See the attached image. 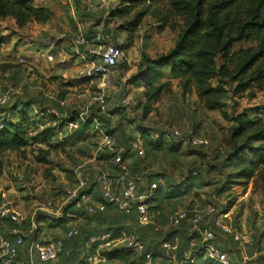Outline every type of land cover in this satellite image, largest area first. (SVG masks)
<instances>
[{"label": "rangeland", "instance_id": "1", "mask_svg": "<svg viewBox=\"0 0 264 264\" xmlns=\"http://www.w3.org/2000/svg\"><path fill=\"white\" fill-rule=\"evenodd\" d=\"M122 4L123 0H35V5H46L47 9L49 7L50 21L47 24L30 23L18 29L9 18L0 21L3 34L7 36V42L0 49V98L8 92V107L32 100L50 111H56V104L63 101V118H69L88 105H91L89 113L94 112L101 117H106L110 112L115 113L109 120V127L105 126L104 129L111 130L116 145L126 150L131 142L129 138L139 135V126H142L140 130L156 132L166 141L161 151H153L145 146L144 158H137L129 152L126 159L129 169H134L135 178L141 182L145 172L152 174L150 181L156 177L153 175L163 180L162 191L157 193V200L154 201L160 206L150 211L152 225L137 228L134 232L141 234L153 247L173 231L179 234L184 232L182 230L189 232L188 222H184L183 227H170L169 218L176 210L186 209L192 215L194 212H202L207 205L215 202L224 208L225 211H221L222 220L231 234L237 233L250 244L244 241L235 243L230 234L219 233L207 218L202 221L201 227L211 228L220 243L227 248L230 246L232 253L238 252L239 258L241 252L235 248L241 246L249 258L253 251L264 246V179L255 173L245 186L229 184V188L220 195L216 188L222 182L223 186L228 185V174L233 169V163L230 164L227 159L233 151L230 135L232 128L238 124L237 118L264 121V92L253 88L235 95L232 93L234 85L222 79L224 93L217 101L218 107L207 109L198 101L194 91L183 95L177 81L172 80L169 93L158 100L149 114L144 116L143 110L136 108L123 119L116 111L121 98L128 96L137 101L140 98V90L133 84V80L143 68L142 57L154 58L169 52L177 41L181 27L178 25L175 30L165 29L159 33L158 23L149 16L145 17L135 33L133 46L123 51L124 58L113 73L106 78L82 81L83 66L71 62L73 55L70 40L76 32L73 26L88 29V23L91 22L98 25V31L109 30L114 41L124 45L127 34L117 28L125 19L110 17V13ZM50 42L53 44L50 45ZM60 44L65 48L64 55L58 49ZM250 46L248 43H238L233 50ZM49 52L55 55L52 62L46 60ZM63 59L69 62L59 65L58 62ZM219 80H212V85H216ZM102 95L105 98L103 109L96 101ZM101 124L104 126V123ZM48 127H53L52 123L38 130ZM172 130H177L185 139H206L209 146L196 149L187 145L179 147L178 142L181 140L173 138ZM33 136V132L28 134V143L23 151L0 154V197L12 204L19 213L24 235H28L30 220L33 218L38 226L36 237L40 243H50L61 237L65 230L50 227L51 219L40 209L47 202H52L55 207L64 204L66 191L73 184L72 170L77 164L85 162L87 168L99 167L109 173L104 165L107 163L111 167L112 163L111 159L89 162L97 142V136L92 130L83 133L81 137L63 130L57 140L50 144L43 143L42 139H34ZM161 138L158 142L162 145L164 141ZM170 143L178 145L177 149H171ZM197 173L196 178L190 177ZM144 182L146 186L147 181ZM170 186L187 190L186 195L164 201L163 193ZM38 214L47 217L38 220ZM108 215L110 218L119 215V218L114 220V224L95 218L93 222L97 224L92 234L106 227H117L122 223L121 220L126 219L115 211H110ZM154 228L158 231H154ZM9 229L3 225L2 231L8 233ZM82 241L67 242V249H75L78 254L83 249ZM121 248L118 247L117 251ZM233 257L234 262H238L237 256ZM136 261L135 256L124 251L109 264H134ZM58 264H65L63 257Z\"/></svg>", "mask_w": 264, "mask_h": 264}, {"label": "trees", "instance_id": "2", "mask_svg": "<svg viewBox=\"0 0 264 264\" xmlns=\"http://www.w3.org/2000/svg\"><path fill=\"white\" fill-rule=\"evenodd\" d=\"M147 16L158 23L157 31L159 33L165 29L175 30L178 25H180L181 29L174 47L169 52L154 58L142 57L143 68L133 80V84L137 88H141L140 98L138 101L134 99L136 103L132 107V111L136 108H141L144 116L149 114L158 100L164 94L169 93L172 80L177 81V86L183 95L194 91L198 101L207 109L218 107L217 101L224 93L222 79H227L234 85L232 93L235 95L243 94L253 88L264 92V0H123L121 7L110 13V17L125 19L123 24L117 28L118 31L127 34L124 45L118 44L122 51H127L133 46L135 33ZM8 18L14 22L18 29H22L30 23L47 24L50 21V11L45 7L36 6L34 0H0V21ZM94 33L91 36L85 35L87 40H90ZM104 33L110 34V31L105 29ZM88 34L91 33L89 32ZM6 42L7 36L3 34V30L0 27V49ZM238 43H248L251 46L234 51V46ZM218 61H220L219 64ZM217 78L220 80L216 85H212V80ZM81 80L87 81L90 79L81 78ZM60 102L56 104V111H50L42 104L37 105L32 100L15 106L8 107V102L4 106H0V154L23 151L27 146L30 132L34 133V139H42L45 144H50L53 140L56 141L58 134L66 130V123L76 118V114L71 115L69 118H63V110L61 109L64 105L61 106ZM36 106L38 107L37 109ZM116 111L117 115L125 119L127 113L121 104L116 108ZM114 114L111 112L106 114L108 118L96 115L94 112L89 115L90 118L96 119L101 129L114 139L112 132H110L111 130L104 129L105 126L109 127V120L115 116ZM90 118L81 124L77 130L70 133H76V137H81L83 133L91 132L92 130L93 134L97 136L94 124ZM47 123H52L54 128L48 127L38 130ZM101 123H104V126ZM237 123L231 130L230 140L233 151L229 153L227 159L230 164L233 163V169L228 174V182H226L228 185L223 186L224 183L222 182L219 184L220 187L216 188L218 195L222 194L226 188L228 189L229 184L245 186L255 173L264 179V121L247 118L241 120L239 117L237 118ZM141 127L139 126L138 130L143 147L147 146L153 151H161L166 141L161 137L152 138L151 134L156 132L142 129L141 131ZM134 138H129L131 142H129L127 150L125 149L126 152L122 154L124 160L127 159L128 153L131 152V143ZM160 138L164 141L162 145L161 142H158ZM76 141L74 142L76 143ZM178 143H180L179 147L183 145L182 141ZM176 147L178 145L171 144L170 146L171 149H177ZM111 157V154L105 153L99 159L106 161L110 160ZM112 167L114 166L112 165ZM129 171L134 176V169L130 168ZM197 175L198 173L196 176L190 177L196 178ZM233 175L236 177L233 178ZM153 176H156L154 179L160 178L158 175ZM191 183L190 187L193 186ZM165 189L163 193V197L165 196L164 201L179 199V197L186 195L187 192V190L182 191L179 187L175 189V186L166 187ZM161 191V186H159L147 200L149 212L160 206V204H155L154 201L157 200V193ZM219 207H221L222 211H225L222 206ZM227 208H229V205ZM65 210L75 212L77 215L82 216L85 221H88V219L94 220L95 218L100 220L102 215L107 216L110 211H115L125 216L109 205L104 212L90 217L83 216V212L74 211L71 204H68ZM192 215L189 214V218ZM40 217L47 216L38 214L37 219L39 220ZM115 217L118 219L119 215ZM50 219L52 222L50 227H61L65 232L72 223L65 217ZM184 222L180 226L183 227ZM213 227L223 234L220 229ZM200 228L204 229L205 227L200 226ZM122 229L135 231L119 224L117 227H107L99 232L90 234L84 231V227H81L77 237L64 241V251L60 256L63 257V263L73 264L72 262L77 261L76 264H89L86 258L94 254V248H86L85 243L88 238L97 236L101 232H111L113 237H115ZM182 231L184 232L181 234L173 231V233L168 234V237L161 239L153 247L146 239H143L141 234H137V236L146 245V250L152 253L153 264H219L206 257L200 245L198 232ZM213 233L212 244L229 256L230 264H242V259L240 263L234 262L235 257L233 256L239 258L238 252L235 255L231 252L230 246L228 249L224 245L223 248L218 245L220 240L214 231ZM230 235L234 241L233 235ZM79 239L83 240V249L78 254L75 249H67V244H69L67 242ZM174 239H177L179 243L175 262L165 258L163 250L160 248L163 242H173ZM191 240L195 242L193 247L189 246ZM117 249L103 252L100 256L104 262L99 264H109L120 252L125 251L132 254L130 250L125 248H121L119 251ZM83 254H85V258H82L81 255ZM258 261L264 264V258L260 257L255 262ZM255 262H252V264ZM134 264L144 263L141 258H137Z\"/></svg>", "mask_w": 264, "mask_h": 264}, {"label": "built area", "instance_id": "3", "mask_svg": "<svg viewBox=\"0 0 264 264\" xmlns=\"http://www.w3.org/2000/svg\"><path fill=\"white\" fill-rule=\"evenodd\" d=\"M70 41L71 54L73 55L71 62L74 61L83 66L82 78L96 80L109 77L124 58L123 51L112 36L101 31H96L90 40H87L82 33H75ZM49 44L52 45L51 42ZM54 58L55 55L50 54V52L46 54L47 61L52 62ZM67 62L69 60L63 59L58 64L63 65ZM6 95L0 98V106L7 103L9 95ZM96 101L103 109L105 106L103 95L99 96ZM135 103V100L128 96H124L120 100V104L125 108L127 114L131 113ZM60 105H64L63 101L60 102ZM90 107L91 105L86 106L76 113L74 120L66 123L67 132L77 130L81 124L90 118ZM90 119L94 124L97 142L89 162H96L102 154H111V163L115 172L106 173L99 167L87 168L85 162L77 164L73 168V184L66 191L64 204L55 207L52 202H47L40 209L50 218L65 217L72 222L61 238L50 243L36 241L38 226L33 218L30 220L28 235H24L19 213L12 204L0 197V264H57L64 251V241L77 237L85 222L82 216L73 211L65 210L68 204H71L74 211L83 212V216L86 217L104 212L109 205L125 216L132 217L137 227L152 225L147 200L161 186L162 178H155L150 181L149 178L152 174L145 172L143 182L136 179L129 171L127 160L123 159L122 154L126 152L125 148L118 147L115 140L101 129L96 119ZM171 133L175 138H180L183 145L192 148H207L209 146L206 139H185L177 130H172ZM151 137L158 138L159 136L157 133H152ZM130 151L137 158H144L143 144L139 135L131 143ZM144 181H147L146 186ZM95 189L99 194L98 199L93 195ZM221 211V207L215 202L209 204L202 212H194L190 218L186 209H178L170 216L169 225L172 228H177L182 222L187 221L190 226L189 231L198 232L200 245L206 257L219 264H230L229 256L212 244L214 238L212 229L200 228L202 221L207 218L223 234H231L232 232L223 223ZM5 220L12 224L10 228L11 238L2 236ZM154 231H158L157 228H154ZM232 235L234 241L239 243L244 241V238L241 239L237 233ZM244 242L250 244L248 241ZM85 244L87 248H94V254L86 258L89 264L103 263L104 260L101 259L100 255L118 247L130 250L134 256L141 258L144 264H153L152 253L146 250L144 243L134 231L122 229L115 237L111 232H101L97 236L89 237ZM178 246V240L174 239L173 242H163L160 248L163 250L165 258L175 262ZM189 246H195V242L191 240ZM82 256L85 258V254ZM260 257L264 258V246L262 249L254 251L251 257L245 256L242 264H252Z\"/></svg>", "mask_w": 264, "mask_h": 264}, {"label": "crops", "instance_id": "4", "mask_svg": "<svg viewBox=\"0 0 264 264\" xmlns=\"http://www.w3.org/2000/svg\"><path fill=\"white\" fill-rule=\"evenodd\" d=\"M34 4H35V0H34ZM37 6V5H36ZM39 7H45V8H47V6L46 5H44V6H42V5H39ZM48 9H49V7H48ZM77 25V24H76ZM88 26H89V28L88 29H81V27L79 26V25H77V26H73V29L74 30H76V32L75 33H82V34H84V35H89V36H91L92 35V33H94V32H96V31H98V29H99V27H98V25L96 26L95 24H93V23H91V22H89L88 23ZM91 33V34H88V33ZM5 35V34H4ZM51 44H53V42L51 43ZM63 47H64V45H63ZM58 49L59 50H61V52H63V55H64V52H65V48H62V46H61V44H60V46H58ZM58 51V50H57ZM140 91H141V88H138ZM104 168H106L107 170H108V172L109 173H113L114 172V167H110V166H108V164L107 163H105V165H104ZM93 195H94V197L95 198H98L99 197V194H98V191L95 189L94 191H93ZM121 216H123V215H121ZM103 217H105V218H103ZM123 217H125L126 219L125 220H121L122 221V223H121V225H123V226H125V227H128V229H133V230H136V224L134 223V219L132 218V217H130V216H123ZM100 220L101 221H105V223H107V224H114L113 222H114V220H117V218H110L109 217V215H107V216H105V215H102V218H100ZM94 220H89L88 219V221H85L84 222V224H83V226H82V228L84 227V231H89V233H91V232H93V229H94V227H95V224H97L96 222H93ZM3 225H6V226H8V227H12V224L11 223H9L8 221H4L3 222ZM133 227V228H132ZM107 228V227H106ZM9 237V238H11V235H10V229H9V231H8V233L5 231V232H3L2 231V236L3 237H7V236ZM36 241L37 242H40V240L38 239V237H36ZM67 245H69V244H67ZM218 245H220L222 248H223V245H221L220 243H218ZM229 249V248H228ZM235 249H237V250H240V252H241V258H238V262L240 263L241 262V259L243 260L244 259V257L246 256L247 258H248V256H247V254H246V252L242 249V247L241 246H238V247H236ZM232 250V249H231ZM233 251V250H232ZM239 252V253H240ZM254 252V251H253ZM252 252V253H253ZM237 253V252H236ZM234 254V253H233ZM236 255V254H235ZM249 257H251V255L249 256ZM61 258V257H60ZM59 262V261H58ZM37 264H42V263H37ZM254 264H261L259 261L258 262H255Z\"/></svg>", "mask_w": 264, "mask_h": 264}]
</instances>
